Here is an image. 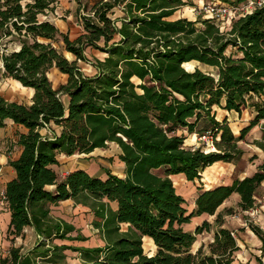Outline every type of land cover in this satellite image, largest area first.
Masks as SVG:
<instances>
[{
    "label": "trees",
    "instance_id": "obj_1",
    "mask_svg": "<svg viewBox=\"0 0 264 264\" xmlns=\"http://www.w3.org/2000/svg\"><path fill=\"white\" fill-rule=\"evenodd\" d=\"M57 2L0 0L4 74L35 89L27 104L0 94V126L13 119L27 129L18 133L20 156L10 161L16 176L5 194L12 212L7 236L13 245L0 264H70L68 248L81 254L83 264H234L239 246L224 226L222 212L209 251L192 246L211 223L205 220L195 230L185 226L194 216L214 215L234 192L240 195L242 209L254 207L264 182V160L253 174L230 184L201 186L192 210L178 192L174 175L201 179L202 171L216 161L240 158L239 142L264 118V3L221 29L212 18L171 19L190 0H100L83 18L84 32L71 38L56 23L41 18ZM117 4L123 5L124 15L116 21L109 13ZM59 41L74 58L59 50ZM14 43L18 47H12ZM87 48L106 55L91 59ZM79 60L90 62L95 72L85 73ZM192 62L215 71L198 65L187 69ZM53 67L67 74L57 88L48 74ZM214 105L238 113L251 105L256 115L236 134L227 118H217ZM52 124L61 131L40 132ZM183 129L210 132L215 150L187 146L186 135L179 133ZM108 142L119 144L125 176L110 169L100 176L76 168L59 177L54 165L60 153L89 154ZM256 143L264 150V128ZM69 198L91 207L105 246L55 242L86 239L70 235L75 225L51 214V204ZM125 222L129 226L124 231ZM28 227L38 236L25 250L14 242L26 237ZM251 228L264 245V231L257 225ZM143 235L154 240L155 254L144 252Z\"/></svg>",
    "mask_w": 264,
    "mask_h": 264
},
{
    "label": "rangeland",
    "instance_id": "obj_2",
    "mask_svg": "<svg viewBox=\"0 0 264 264\" xmlns=\"http://www.w3.org/2000/svg\"><path fill=\"white\" fill-rule=\"evenodd\" d=\"M100 0H58L56 3V7L53 11L49 12L46 15H41V18H47L50 21H53L54 23L59 25V28L67 33L71 38L78 37L81 33L84 32V20L83 18L92 14L93 9L95 6H97L98 2ZM211 0L201 1V0H190V3L187 5H184L180 7L171 17V19H178L181 16H185L190 18L191 20L201 19V18H207L203 11H201V6L204 3H210ZM244 2H242L243 4ZM241 3H238V5H242ZM122 4H117V6L109 13L112 19H115L116 21L124 15V11L122 8ZM120 23V22H119ZM220 28H225L229 26L230 24L225 25L226 23L220 22ZM198 26H201V22L197 23ZM57 47L61 52H63L69 59L74 58V54L70 53L69 51L65 50L64 44L62 41H59L56 43ZM103 45V43H101ZM12 47H18L17 43H14L11 45ZM233 50V48H229V52ZM87 56L89 58L94 59L95 57H101L106 55L105 52H102L98 49H92L87 48ZM79 65L83 67V70L85 73L93 74L95 72L94 66L90 62H85L82 60L78 61ZM185 65V64H184ZM201 67L204 71L213 73L215 71V67L208 66L206 64H203L201 62H192L185 65L187 69H194L196 66ZM62 74L60 73L59 69L57 68V72H51V79L53 82L57 83L60 80V77ZM134 81L140 82L141 80L137 77L133 78ZM0 87L5 89L7 92L12 93V95L22 96V91H24V88L15 82V80L12 77H6L4 74V70L2 69V60L0 58ZM214 113H216V116L219 120H222L224 118H227L229 124H231L232 128L235 130L237 129V122L238 120L242 119H251L254 118L256 115L255 107L248 105L246 108L243 109L241 113L236 112L235 110H226L224 108L219 107L218 105H214L213 107ZM202 123V122H200ZM260 130H262V126H264V118L260 120L259 122ZM180 134L186 135V145L189 147L197 148V147H203L205 150H215V146L213 144V140L211 139V133L210 132H201L200 133H190L187 129H183L179 131ZM260 134L252 133V130H250L245 140H241L239 142V147L243 150V157L237 158L235 161V164L237 168L235 170L239 169H246L250 165V163L258 158V155L261 154V159L258 161L260 164L263 163L264 160V150H259L257 146V139ZM259 138H262L259 137ZM121 149L118 145V143L115 142H108V146L106 148H103V151L105 153H113V156L110 158L111 165H114L118 167V161L115 159L116 152ZM81 159L79 156H75L74 160ZM257 161V160H256ZM254 162V161H253ZM259 163L256 166V169L259 165ZM218 164V163H217ZM216 165V164H214ZM211 166L209 172L203 173L202 177H206L207 179H210L212 174H214V170L216 166ZM104 168V167H102ZM101 168V170H102ZM226 171L224 169H220V171ZM160 172V170H158ZM206 174V176H205ZM59 177L63 178V175L58 174ZM218 176V177H217ZM217 181L209 182L206 179H196L192 182H186L187 185L184 189L181 188V186H177L176 188L180 194L183 195L185 198V204L186 207L189 210H192L196 203H194L195 198L199 191L203 187H214L217 186V184L222 183V176L223 174L217 175ZM215 177V178H216ZM215 178H213L215 180ZM207 183V185H206ZM255 206L252 208H249V210H244L240 207L239 201L233 197L225 201L224 205H221L217 212L210 216L209 214H205L202 217H196L192 218L191 224L187 225L191 230H195L197 225H203V222L205 220H208L211 224L206 227L203 232L197 235V240L201 242V239H205L203 242L206 246V250L209 249V242L211 241V238L214 239L215 237V231L218 229V225L216 223L218 212L223 213V220L224 225L229 227L232 232L236 235L237 238L240 239L241 247L238 251L235 253V261L234 264H264V245L262 240L256 235L255 232H253L251 226L257 225L264 231V187H259L257 189V192L255 194ZM66 209V210H65ZM227 209H229V213H227ZM68 210V211H67ZM63 211H66L69 214V220L72 223H75L77 226V232L84 236L86 239H90L89 242L85 241V243H88L91 248H94L95 246H102L106 244V240L103 238L101 232L96 229V226L93 222V220L96 218L94 211H92L91 208H83L79 211H73V209L69 207H65ZM231 212V213H230ZM194 222V224L192 223ZM198 224H197V223ZM187 226H185L187 228ZM84 231L85 233L83 234ZM32 233L29 232L26 239H21L20 237L16 238V242L14 244L16 245H23L24 249H27L31 246V244L35 241L34 237L31 235ZM76 234V232L74 233ZM78 235V234H77ZM74 235V236H77ZM88 235V236H85ZM5 237V235L3 236ZM9 246L4 247L1 245L0 248V256L1 255H7L9 253V249L12 245V242L8 239ZM67 244H70L72 246L78 247L81 245V241L76 240H66L63 241ZM63 242L59 241V243ZM150 242V244L148 243ZM239 242V240H238ZM154 240L153 242L151 240H146L144 242V248L148 249L149 245L151 247H154ZM209 251V250H208ZM66 255H67V261L70 263L74 262H80L83 263L81 254L71 248L66 249Z\"/></svg>",
    "mask_w": 264,
    "mask_h": 264
},
{
    "label": "crops",
    "instance_id": "obj_3",
    "mask_svg": "<svg viewBox=\"0 0 264 264\" xmlns=\"http://www.w3.org/2000/svg\"><path fill=\"white\" fill-rule=\"evenodd\" d=\"M201 1H206V0H201ZM58 27H59V25H58ZM57 68L58 67H53L48 72L49 77L51 76V72H54V73L57 72ZM59 71L62 74V76L60 77V80L57 83L53 82V80L50 77L55 88H57L62 83H65L67 80V74L63 73L60 69H59ZM14 80L17 84H20L24 88V91H22L23 92L22 96L21 95H18V96L12 95V93L10 94V92H7L5 89H3L1 87H0V94L2 96H4L7 100H10V101L15 100V101L26 103V104L31 103L32 97L35 93V89L33 87H30V86H24L23 84L20 83V81H18L16 79H14ZM62 97L65 100L67 99L66 95H63ZM238 121H239V122H237L238 128L234 130V132L236 134H238L239 130L243 126H246V124L248 122L247 119H242V120H238ZM262 128H264V126H262ZM60 131H61V127L54 125V124H52L51 126H43V128L40 129V132L42 134H49V135H52L54 132L59 133ZM19 132H27V129L25 126L16 123L13 119H7L6 124L4 126H0V188H2V189H5L7 183L9 181L13 180L14 177L16 176V169L14 166L11 165L10 161L13 159H17L23 150V147L18 143V138H19L18 133ZM262 132H263V129L260 130L259 125H257L256 127H254L252 129V133L260 134V136H258V138H256L257 140L262 139V138H259L262 136ZM258 148H259V150L261 149L259 146H258ZM115 154H116L115 159L118 161V167L111 165L110 158H111V156H113V153H109V152L105 153L103 151V148H96L95 150L91 151V153H89V154L76 152L73 155H68V154L62 152L58 155L59 164L54 165V168L56 169L58 174H60V172H61L63 177H65V175L69 171L76 169V168H83L86 171H88L90 174L93 173L95 175H100V176H105L106 170L110 169L114 174H117V175L123 177L126 175L125 174L126 164L123 160L121 161V159H119V154H121V149H119ZM256 154L258 155V158L254 159L253 160L254 162L252 161L250 163V165L248 166V168H246V169L235 170L237 168V166L235 164V161L237 159L232 160L231 162L218 160L214 163L216 165H214V164L211 165V166H213V165L216 166L215 169H213L215 172H214V174H212L211 178L210 179H207L206 177H201V178H202V180L206 179L212 183L214 181H217V177H218L217 175L223 174V176H222L223 181L221 184H223V183L230 184L233 182V179H235V178H244L250 174H253L256 171V166L259 163L258 161H260L261 157H263V156H261V154H258V152ZM75 156H79L81 159L74 160ZM243 156L244 155L242 154L241 157H243ZM260 163H259V165H260ZM211 166L206 167L202 172L203 173L209 172ZM102 167H104V168H102ZM101 168H102V170H101ZM220 169H224L226 171V173H224V171H222V170L220 171ZM203 173H202V176H203ZM205 176H206V174H205ZM174 177H175V185L181 186L182 189H184L186 187V185H187L186 182H192V180H188L184 174H175ZM213 178H215V180ZM206 185H207V183H206ZM50 187H52V186H50ZM261 187H264V182L261 183L260 188ZM233 197H235L238 201L240 200L239 193L234 192L230 197H228L223 202L225 203V201H227L228 199L233 198ZM224 203L221 205H224ZM111 204H112V206H115V202H111ZM65 207H69V208L73 209V211H79L80 209H83V208H91L87 205H84L81 202H76L72 198L61 200L58 204H51L50 205L51 214L56 218H61V219L63 218L66 221H68L69 223H72V222L69 220V214L66 211H63V209ZM11 214H12V212L9 209L8 202L3 203L1 201V198H0V248H1V245H3L4 247L10 245L9 241H8L9 238L7 236V230L9 228V223L11 220ZM205 214H207V213H202L203 216ZM202 215L194 216L193 218L202 217ZM210 216H212V215H210ZM192 223L194 224V222H192ZM73 224L75 225L76 229L70 233V235H72V236L77 235L79 232V231L77 232L76 224L75 223H73ZM189 224H191V222L187 223L186 226ZM128 226H129V224L125 222L124 224H122V230L125 231L128 228ZM227 228H229V227L227 226ZM96 229H98V228L96 227ZM186 229H190V228L187 226ZM29 232L32 233L31 235H32V237H34V240H35L36 237L38 236V234L36 233V231L33 227L26 228V237L24 239L27 238ZM75 232H76V234H74ZM82 232H83V234L85 233L84 231H82ZM198 234H200V233H198ZM4 235H5V237H3ZM256 235H257V233H256ZM85 236H88V235H85ZM235 237H236V235H235ZM66 240H70V239H66V238L56 239L55 242L58 244H62V243H59V241L63 242ZM78 240L82 242L80 246L91 248V246L88 243H85V241L89 242L90 239H78ZM78 240H76V241H78ZM146 240H151L153 242L152 237L147 236V235H143V247H144V242ZM236 240H237V244L240 248L241 247V243H240L241 241L237 237H236ZM238 240H239V242H238ZM204 241H205L204 238L201 239V242L196 240L192 246V250L196 251L198 248H200L202 246L204 248H206L205 244L203 243ZM213 241H214V239L211 238V241L209 242V244ZM34 242L31 244L30 247H28L25 250H28L29 248H31L32 245L34 244ZM63 243H65V242H63ZM148 243L150 244V242H148ZM12 245H13V242H12ZM102 246H105V244ZM156 249H157L156 246L151 247L149 245L148 249L144 248V252H146L149 255H153L157 252ZM65 253H66V250H65ZM1 256H5V255H1ZM1 256H0V258H1ZM66 261H67V259H66ZM67 262L70 263L69 261H67ZM83 263H84V260H83ZM83 263L74 262V263H70V264H83Z\"/></svg>",
    "mask_w": 264,
    "mask_h": 264
},
{
    "label": "built area",
    "instance_id": "obj_4",
    "mask_svg": "<svg viewBox=\"0 0 264 264\" xmlns=\"http://www.w3.org/2000/svg\"><path fill=\"white\" fill-rule=\"evenodd\" d=\"M243 2L242 5H238L230 2L225 3L221 0H211L210 3H204L201 6V11L204 12L207 18L215 20L219 26L221 25L220 22L227 25L243 14L252 12L256 7L262 5L264 0H247ZM0 198L3 203L7 202L5 189L0 188Z\"/></svg>",
    "mask_w": 264,
    "mask_h": 264
}]
</instances>
